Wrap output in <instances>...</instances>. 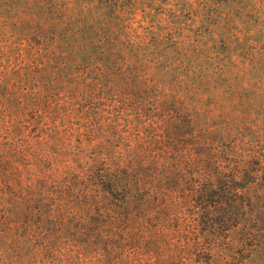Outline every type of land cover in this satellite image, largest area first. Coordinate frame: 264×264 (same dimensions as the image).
Masks as SVG:
<instances>
[{
	"label": "trees",
	"instance_id": "obj_1",
	"mask_svg": "<svg viewBox=\"0 0 264 264\" xmlns=\"http://www.w3.org/2000/svg\"><path fill=\"white\" fill-rule=\"evenodd\" d=\"M19 56L15 77L0 72V264L255 263L264 106L225 82L150 75L122 48L83 88ZM69 82L85 101L73 120Z\"/></svg>",
	"mask_w": 264,
	"mask_h": 264
},
{
	"label": "rangeland",
	"instance_id": "obj_2",
	"mask_svg": "<svg viewBox=\"0 0 264 264\" xmlns=\"http://www.w3.org/2000/svg\"><path fill=\"white\" fill-rule=\"evenodd\" d=\"M119 48L147 62L150 75L164 68L188 82L238 86L263 112L264 0H0V72L6 76L15 77L21 55L45 75L78 78L83 88L103 52ZM75 82L58 88L69 96L71 120L85 109V101L75 103L81 96L71 97ZM0 96L2 132L12 124L2 109L12 105L2 85ZM5 250L0 239V255ZM253 258L264 264V249Z\"/></svg>",
	"mask_w": 264,
	"mask_h": 264
}]
</instances>
